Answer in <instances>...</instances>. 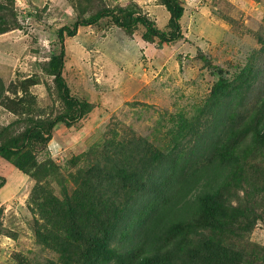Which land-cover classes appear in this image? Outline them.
Segmentation results:
<instances>
[{
	"label": "rangeland",
	"instance_id": "374dc122",
	"mask_svg": "<svg viewBox=\"0 0 264 264\" xmlns=\"http://www.w3.org/2000/svg\"><path fill=\"white\" fill-rule=\"evenodd\" d=\"M1 1L9 8L10 2L14 5L9 19L17 26L0 34V80L7 90L4 93L0 82V98L13 101L8 108L0 104V146H12L16 138L20 146L25 132L47 126L68 111L54 77L60 28L107 8H127L163 31H168L170 18L162 0ZM178 2L185 8L182 36L170 43L147 39L142 25L126 31L111 18L66 37L63 76L71 95L88 101L91 108L72 126L58 124L49 140L33 137L18 154L0 158L4 264H67L64 257L69 256V264H75L84 251V237L80 229L72 231L71 211L80 217L79 208L86 212L90 202L97 210L104 207L105 215L91 216L99 230L112 222L106 202L123 208L122 189L129 190L128 179L112 171L120 144L136 137L154 150L178 154L187 145L172 147L168 133L188 127L235 145L239 137L234 128L248 119L255 138L246 141L248 174L236 191L247 199L249 214L256 219L247 238L239 226L233 236H242V246L258 245L263 254L259 264H264V142L255 126L264 124V0ZM220 80L232 86L216 103L210 100L211 92ZM183 138L190 144V134ZM190 163L199 161L191 157ZM102 179H114L112 187L101 189ZM35 221L42 231L40 241ZM75 222L80 224L79 219ZM196 224L192 237L213 236V224L201 219ZM83 228L87 231L86 225ZM133 253H120L124 257L118 264H129L127 256ZM177 259L178 264H204Z\"/></svg>",
	"mask_w": 264,
	"mask_h": 264
},
{
	"label": "trees",
	"instance_id": "16d2710c",
	"mask_svg": "<svg viewBox=\"0 0 264 264\" xmlns=\"http://www.w3.org/2000/svg\"><path fill=\"white\" fill-rule=\"evenodd\" d=\"M162 1L170 14L168 31L158 29L148 17L134 14L122 7L100 10L88 19L77 20L70 27L60 28L57 34L61 50L54 65V77L68 111L58 115L47 126L40 125L25 132L20 146L16 144L18 138L13 140L12 146L1 145L0 158L9 159L18 154L33 137L49 140L58 124L72 126L90 111L88 101L71 95L63 76L66 37H75L80 27H89L104 18H111L118 27L129 32L142 25L146 29L147 39H159L166 43L176 41L182 36L181 20L185 8L178 0ZM13 6L10 2L9 8L0 0V34L17 26L14 18L9 19L13 16ZM0 82L6 93L3 82ZM230 86L231 83L220 80L213 87L210 100L219 102ZM12 102L8 98H3V101L0 98V104H5L7 108ZM255 126L258 130L256 133L261 134V141L264 142L263 122L259 121ZM253 131L249 119L237 124L233 134L239 138L236 140L237 144L233 145L221 142L218 136L208 135L199 129L176 127L168 133L170 145L175 148L178 143L187 145L178 154L154 150L146 145L145 140L136 137L120 144L119 150L114 152L112 171L116 177L128 179L129 190L126 187L122 189V194H126L122 202L123 208L116 209L114 202H106L112 222L99 230L94 228L91 216L105 215L104 207L97 210L96 205L90 202L86 212L79 208L80 217H77L75 210L71 211V229L73 232L80 229L81 236L84 237V251L75 264H118L124 257L120 253H125L127 249L134 250L133 254L127 256L129 264H178L179 256L190 259L191 263L204 260V264H259L263 256L259 253V246L251 243H248L249 246H242V236H233L234 230L239 226L247 238L252 233L253 221L256 219L249 214L252 209L245 202L247 199L241 198L236 191L242 177L248 174L246 141L252 137L253 142ZM185 134L192 136L190 144L183 141ZM191 157L198 159L199 163L192 165ZM250 179L259 181L254 176H250ZM0 181L1 189L5 180L0 177ZM260 182L263 184L264 180L260 179ZM113 183L114 179H110V183L102 179L99 187H112ZM233 190L235 194L231 193ZM100 193L104 198L105 194L101 190ZM109 199L111 198L107 200ZM234 203L236 207L233 206ZM240 205L246 207L240 209ZM77 219L80 220L78 225L75 222ZM199 219L214 225L213 236L207 239L204 234L195 238L191 236ZM35 225L36 236L40 241L42 231L38 222L35 221ZM85 225L87 231L83 228ZM131 244L135 248H131ZM64 259L69 264L70 256Z\"/></svg>",
	"mask_w": 264,
	"mask_h": 264
},
{
	"label": "crops",
	"instance_id": "0c3cea01",
	"mask_svg": "<svg viewBox=\"0 0 264 264\" xmlns=\"http://www.w3.org/2000/svg\"><path fill=\"white\" fill-rule=\"evenodd\" d=\"M23 178V177H22ZM23 180H24V178H23ZM1 191V190H0ZM15 195V192L14 193H12L11 194V196L13 197ZM0 207H2V203H0ZM3 237H1L0 236V264H4V260L6 259V256H5V254H7V252H6V250H4L3 248H2V239ZM4 238H8V239H10L9 237H4ZM13 240V239H12ZM4 241H6V240H4ZM5 244H3V246H4ZM15 245V244H14ZM1 258H4V260L3 259H1ZM4 261V262H3ZM6 264V263H5Z\"/></svg>",
	"mask_w": 264,
	"mask_h": 264
}]
</instances>
